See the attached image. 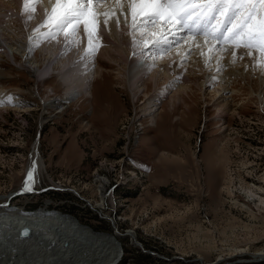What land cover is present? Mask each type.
<instances>
[{
  "label": "rangeland",
  "instance_id": "1",
  "mask_svg": "<svg viewBox=\"0 0 264 264\" xmlns=\"http://www.w3.org/2000/svg\"><path fill=\"white\" fill-rule=\"evenodd\" d=\"M40 1L46 13L57 7L55 0ZM113 1L119 4L118 0ZM111 7L93 1L88 13L100 17ZM165 19L162 17L154 27L143 30L151 31L147 37L150 43L161 40L157 32L162 27L167 31L175 27L166 25ZM136 21L139 23L140 19ZM13 25L9 33L21 34L19 23ZM158 25L161 27L156 28ZM229 26L230 21L224 30ZM174 31L167 33L164 40L173 37ZM103 36L100 35L103 41L97 48L105 50L109 46ZM176 36L181 44L184 39L193 38L184 31ZM32 37H36V32ZM217 42L212 43L219 49L223 47L221 52L232 48L230 42ZM240 48L244 52L242 58H248L247 53L253 50V57L264 61L259 49ZM5 51L0 56V89L12 95L0 102V196L17 195L8 202L9 207L36 212L49 203V210L74 216L80 225L92 227L95 232L86 230L93 234L114 235L118 233L115 227L120 234L134 232L140 246H134L129 235L120 237L119 252L123 258L118 264H214L218 258L224 259L219 264H264V260L256 262L253 258L264 251V202L259 196L252 197L260 192L264 200L260 189H264V92L261 94L256 88V83H260L258 74L264 70L251 73L255 75L252 78L245 76L248 70L244 67L241 75L242 61L232 60L221 67V72L210 70L216 75L214 78L221 80L216 81L218 86L224 83L222 93L228 98L219 101L229 105L224 113L213 105L218 86L208 87L207 79L203 84L199 78L193 79L180 98L172 99V95L184 81L172 88H167L168 84L155 87L148 83L147 93L133 96L126 75L118 74L122 65L119 57L112 56L111 60L98 50L102 77L97 79L93 94L74 100L58 113L43 105L65 97L60 76L45 81L36 79L20 51ZM11 54L15 55L14 61ZM37 55L41 71L48 70L47 63L42 64L41 53ZM208 59L209 56L207 63ZM189 66H185L186 75L194 73ZM161 86L168 90L159 95V100L154 94L160 92ZM156 99L161 104L156 106L159 110L153 122L145 119L146 106ZM42 118L44 127L40 126ZM36 146L45 166L34 187L36 193L21 194V189L28 186L29 173L34 172ZM97 176L105 177L108 183L103 190L104 208L94 211L89 200H100ZM55 185L64 190L74 188L78 195L52 190ZM3 204L1 200L0 206ZM12 219L6 226L0 222L1 257L8 252L27 257L31 252L29 263L34 259H38L37 264L44 263L47 258L40 252L45 251L37 250L41 246L31 248L15 241V233L8 227ZM243 250L247 255L242 254ZM142 254L151 259L142 258ZM48 255V263H63L60 255Z\"/></svg>",
  "mask_w": 264,
  "mask_h": 264
},
{
  "label": "bare ground",
  "instance_id": "2",
  "mask_svg": "<svg viewBox=\"0 0 264 264\" xmlns=\"http://www.w3.org/2000/svg\"><path fill=\"white\" fill-rule=\"evenodd\" d=\"M39 1L40 0H37L36 3H30L28 5L30 11L25 13L24 0H0V56L3 55V53H6V49H10V51H14V49H16L21 52L23 58L25 57L24 63H26L28 71L32 72L36 79L40 80L42 78V81H45L46 78V80H48L52 77L60 76L58 79L65 85L66 88L65 97L53 100L51 99L48 104L43 105L44 108L50 106L49 108H52V110H55L58 113L65 111L74 100L84 99L87 95L90 96L93 94L92 90L95 88L94 86L97 79L102 77V73L99 74V68L101 67L99 66V61L96 56V52L98 50H101L108 59L113 60L111 58L112 56L119 57V65H122H120V68L118 69V74L122 73V75H126L124 78L128 80V85H130L129 88L133 91V96H139V94L145 93L148 83H152L155 87L168 84L167 88H172L174 84L177 83L176 86H178V83H182L184 81V85L179 90H176V87H174V90L176 91L171 90V92L174 91L172 99L176 96L177 98H180L182 91H184L183 89L187 87L188 83L190 84L192 80L196 78H199L197 79L198 82L201 80V84H203L207 79L206 85L208 87H214V85H217L216 81H219L220 79L216 77L214 78L213 76L216 75H212L210 70L221 72V67L225 64L227 66V62L229 60H232L233 62L235 56V61H242L239 64H243V68L240 73L241 75L245 69L244 67H246V71L248 70L247 73H245V76H251V73L256 70L258 73H261V71L264 70V61H259L256 59L257 57H253L255 55L253 50H251L253 54L248 55L249 53H247L246 56H249L248 58H241V55H243L244 52L241 53V48H236L230 42V44H232V48H227L225 49V52H221L220 49H223V47L219 49L218 45H214V43H212L215 39L211 37L208 39L209 36L207 35H190L193 38L189 37V39H184V43L181 41L182 44L179 43L180 40H177L179 37L174 35L167 40L168 43L162 44L160 47H153V43L155 42L151 41L150 43L149 37L145 39L143 45H140L139 37L141 35V31L147 29V27L138 31L133 28L132 23L134 19H144L150 9H147L146 6L139 4L134 5L131 3V0H118L119 4L113 3V0H103V5L112 6L111 10L101 14L102 16L100 17H96L95 14L93 15L88 13L84 19L85 21L82 22L81 26H79V32L75 37V42H73V38L67 35V33L72 32V27L67 28L65 32L61 33L55 28H52L51 22L47 24L45 23L48 20L49 13L45 12V8L42 4L39 5ZM93 1L96 3V0ZM118 5L123 7L119 9L120 6L118 7ZM142 7L146 8L144 12H141ZM32 9H34V11H31ZM124 16L127 17V23L124 21L125 19H123ZM99 19H101V21H99ZM105 20H107V24H105ZM117 20L119 22H117ZM17 22L22 28L21 31H23L21 34H10V25L14 26L13 24L16 25ZM19 25L17 28L20 29ZM159 27H161V25L156 26V28ZM177 27L178 25H175V27L171 30H176ZM86 28L87 31L85 30ZM156 28L150 30L154 31ZM171 30L167 31V29L162 27V30H159L157 35L161 36V40H164L163 37L166 36L167 33L171 32ZM35 32L36 37H32L33 34L35 35ZM148 32L150 33L151 31L148 30L147 33ZM89 33H92L93 35L98 33L99 37L100 35H104L105 44L108 45L109 48L107 47L105 50V47H102L103 50L101 48H97L98 44L103 41L102 37H100V39L93 40V45L97 48V51H95L94 54H88ZM185 33L188 34L187 32ZM134 36L137 39L134 40ZM215 41L217 42V40ZM38 52L41 53L43 60L42 64L44 65V63H47L46 66L47 68L49 67L48 70L46 69L41 71L42 66H39L41 61L39 62L37 59ZM199 56L201 57L200 59ZM207 56H209L208 63L206 62ZM259 56L262 57L261 55ZM185 57H188L187 59H190V62L185 61L187 60ZM10 58L14 61L13 58L15 59V55L11 54ZM187 63H189V67L193 69L191 71H194V73L185 74L188 71L185 68ZM205 63H207V65ZM192 66H194V68ZM54 68H58L60 70L58 71L59 73H56ZM234 68L235 67H233V69ZM235 69L239 71L238 68ZM258 75L260 77V83H256V88L262 94V92H264V73ZM254 76L255 75L252 74L251 77L254 78ZM226 82L227 81H225V84ZM201 84H199V90L202 91L203 88ZM219 84L220 86L217 85L218 88H216L215 95L213 96L216 98L213 105L219 108L220 112L223 111L225 113L227 112L229 105L224 106V101L219 102L222 99L225 100L226 97V93H222L223 88H225L223 87L224 83L222 84L221 82ZM162 88L160 92H156L154 96H158V98H160L159 95L165 94L168 89L165 86L163 89ZM9 95H12V93L9 94L6 90L0 89V102H3L9 97ZM159 100H161V98ZM159 100H151V102L148 103L146 106V110H148V112H146L145 119H150V121L153 122L156 121L155 114L158 113L159 110L156 106L161 104ZM223 106L226 108L224 109ZM45 124V119L42 118L40 126L44 127ZM34 160V172L32 173L33 181L29 182L26 188L21 189V194L36 193L34 187L38 186V182L40 181V172L45 166L39 151V146H36L35 148ZM96 182H98L100 200L94 202L89 200V203L92 205V209L94 211H99L104 208L105 199L103 190L105 189V185L108 183V180L105 177L97 176ZM260 189L264 191L261 187ZM52 190L66 191L78 195L76 189L70 188V190H64L61 185H55ZM253 193L254 192H252V194ZM256 193H254L252 197L256 198L259 196L260 200L264 202V200L261 199L263 194H260V192ZM12 198H14V195L12 194L9 196H0V201L2 200L5 202V204L0 206V222H5L6 226L8 220L13 218L8 227L9 230L11 229L13 231L12 233H15V241H18L19 245H27L31 248L41 246L42 249L37 248V250L45 251L39 252L47 258L42 264H50L47 262L49 257L48 254L50 252L54 255H60L64 264H118L121 257L123 258V255H120L119 252L120 240L118 241V239L120 237L123 238L129 235L133 238V245L136 247L139 245L138 241L135 240L134 232L120 234L118 228L115 227V230H117L118 233L116 234L114 232V235L110 234L112 237L110 235H97V232L93 234L89 231L92 230L95 232L92 227L80 225L78 219L74 218V216L63 214L60 211L49 210V203H46L44 207L38 209L36 212L33 211V213L17 209L18 207H9L8 202ZM5 200H7V202ZM24 227H29L32 230V235L28 240H19L17 238L18 234ZM86 228L89 230H86ZM65 231H67V235H64ZM100 233L102 232H99V234ZM24 252L21 253L24 254ZM28 253L25 255L27 256ZM247 253L248 252H246V250L242 251L243 255H247ZM30 254H28V256H30ZM69 254L77 257L72 258V256H68ZM1 255L2 253H0V264L29 263V260L31 259L30 257H32H19L18 255H12L10 252L6 253V255H3L2 257ZM65 255L67 256L65 257ZM253 258L256 260L262 258L264 259V251L255 254ZM222 261H224V259L218 258L217 262L214 264H219ZM37 263L38 259H34V261L29 264Z\"/></svg>",
  "mask_w": 264,
  "mask_h": 264
},
{
  "label": "snow or ice",
  "instance_id": "3",
  "mask_svg": "<svg viewBox=\"0 0 264 264\" xmlns=\"http://www.w3.org/2000/svg\"><path fill=\"white\" fill-rule=\"evenodd\" d=\"M36 2L37 0H24V12H29L28 5ZM102 2L103 0H96L97 4ZM55 3L57 7L53 8L45 23L51 22L52 28L61 33L72 27V32L67 35L75 42L79 25L88 14V5L92 4L93 0H55ZM131 3L150 9L139 23L133 20L132 26L138 31L144 27H154L156 22L164 17L166 25H178L172 35H178L181 31L189 35H207L221 42H231L236 48H256L264 53V0H131ZM146 8L142 7L141 12ZM229 21L230 26L224 30V24ZM125 22L127 23V17ZM85 30L87 31V28ZM148 36V33L141 31L140 45H143ZM94 39H100L99 34L89 33L88 54H94L96 51ZM135 39L137 38L134 36ZM166 43L167 40H158L153 47ZM32 181L33 176L29 173L28 182Z\"/></svg>",
  "mask_w": 264,
  "mask_h": 264
},
{
  "label": "water",
  "instance_id": "4",
  "mask_svg": "<svg viewBox=\"0 0 264 264\" xmlns=\"http://www.w3.org/2000/svg\"><path fill=\"white\" fill-rule=\"evenodd\" d=\"M39 135H40V133H39ZM19 195V194H18ZM14 196H17V195H14ZM115 231H117V230H115ZM117 234V233H116ZM31 235H32V230L29 228V227H24L20 232H19V234H18V239L19 240H28L30 237H31ZM140 246V245H139ZM145 253H147V254H149V255H153V256H155L154 255V253H152V252H146V251H144ZM156 256H159V255H156ZM161 259H163L162 257H161ZM264 259H258V260H256V262L257 261H259V262H261V261H263Z\"/></svg>",
  "mask_w": 264,
  "mask_h": 264
},
{
  "label": "trees",
  "instance_id": "5",
  "mask_svg": "<svg viewBox=\"0 0 264 264\" xmlns=\"http://www.w3.org/2000/svg\"><path fill=\"white\" fill-rule=\"evenodd\" d=\"M141 257H142V258H150V259H151V257H150V256L143 255V254L141 255ZM143 262H146V260H144ZM139 264H140V262H139Z\"/></svg>",
  "mask_w": 264,
  "mask_h": 264
}]
</instances>
